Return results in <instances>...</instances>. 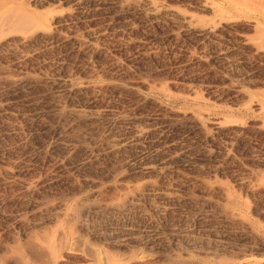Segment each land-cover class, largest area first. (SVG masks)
I'll list each match as a JSON object with an SVG mask.
<instances>
[{"label": "rangeland", "instance_id": "rangeland-1", "mask_svg": "<svg viewBox=\"0 0 264 264\" xmlns=\"http://www.w3.org/2000/svg\"><path fill=\"white\" fill-rule=\"evenodd\" d=\"M0 264H264V0H3Z\"/></svg>", "mask_w": 264, "mask_h": 264}, {"label": "bare ground", "instance_id": "bare-ground-1", "mask_svg": "<svg viewBox=\"0 0 264 264\" xmlns=\"http://www.w3.org/2000/svg\"><path fill=\"white\" fill-rule=\"evenodd\" d=\"M6 2L0 0V34L12 28H14L13 31L28 30L35 24L34 17L25 12L21 5L8 7Z\"/></svg>", "mask_w": 264, "mask_h": 264}]
</instances>
